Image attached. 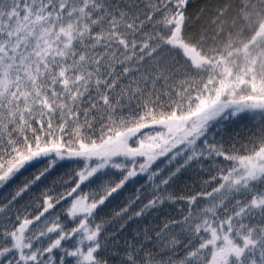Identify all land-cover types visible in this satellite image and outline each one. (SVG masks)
Wrapping results in <instances>:
<instances>
[{
	"label": "snow or ice",
	"instance_id": "1",
	"mask_svg": "<svg viewBox=\"0 0 264 264\" xmlns=\"http://www.w3.org/2000/svg\"><path fill=\"white\" fill-rule=\"evenodd\" d=\"M192 7L0 0V264H264V0Z\"/></svg>",
	"mask_w": 264,
	"mask_h": 264
},
{
	"label": "trees",
	"instance_id": "2",
	"mask_svg": "<svg viewBox=\"0 0 264 264\" xmlns=\"http://www.w3.org/2000/svg\"><path fill=\"white\" fill-rule=\"evenodd\" d=\"M205 2V0H192L193 3V7L189 9L190 13H195L197 10V6H203V3ZM249 121L247 118H245L244 120H241L239 123H237L235 125L234 130L237 131H241L242 135H243V130L245 128V125L248 124ZM31 171H35V169H32ZM66 171L65 168H57L52 175L49 177V180L46 181L45 183L47 184H51L53 181L57 180L59 178V174ZM31 172H26L25 175H30Z\"/></svg>",
	"mask_w": 264,
	"mask_h": 264
}]
</instances>
